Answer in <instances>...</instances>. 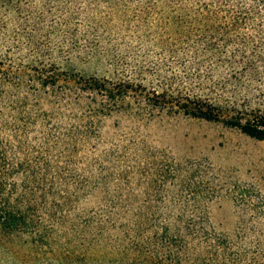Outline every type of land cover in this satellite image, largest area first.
<instances>
[{
  "label": "trees",
  "instance_id": "16d2710c",
  "mask_svg": "<svg viewBox=\"0 0 264 264\" xmlns=\"http://www.w3.org/2000/svg\"><path fill=\"white\" fill-rule=\"evenodd\" d=\"M72 1L0 0V89L25 88L22 99L31 94L37 102L73 104L83 98L94 115L118 111L220 123L264 142V0L89 1L136 4L133 20L160 32L153 37L155 59H124L112 78L75 75L53 58L74 36L70 21L83 15ZM24 126L10 124L0 112V242L51 252L59 218L46 207L44 193L56 179L41 153L25 152ZM180 196L171 193V211L156 225L157 213L146 219L140 212L120 225L124 247L115 264H242V253H232L225 237L211 234L201 208L208 193H188V218L175 211ZM63 256L93 264L68 249Z\"/></svg>",
  "mask_w": 264,
  "mask_h": 264
},
{
  "label": "rangeland",
  "instance_id": "374dc122",
  "mask_svg": "<svg viewBox=\"0 0 264 264\" xmlns=\"http://www.w3.org/2000/svg\"><path fill=\"white\" fill-rule=\"evenodd\" d=\"M89 1H72L83 15L70 21L69 44L53 53L64 70L112 78L124 59L157 57L153 37L160 32L133 20L136 4ZM25 93L1 88L0 112L10 124L26 125L25 152L41 153L56 179L44 199L59 218V240L51 252L0 242V264H78L64 258L67 249L93 264H115L124 247L120 225L138 212L146 219L157 213L155 225L164 221L171 193L181 194L175 211L186 218L193 210L188 193H208L201 208L211 234L225 237L232 253H242V264H264V142L220 123L118 111L94 115L83 98L59 104L37 102L30 93L23 100Z\"/></svg>",
  "mask_w": 264,
  "mask_h": 264
}]
</instances>
